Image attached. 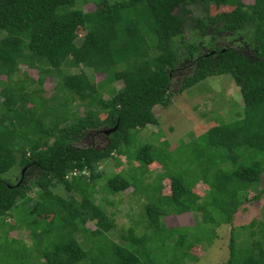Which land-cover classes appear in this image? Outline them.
<instances>
[{
  "label": "trees",
  "instance_id": "16d2710c",
  "mask_svg": "<svg viewBox=\"0 0 264 264\" xmlns=\"http://www.w3.org/2000/svg\"><path fill=\"white\" fill-rule=\"evenodd\" d=\"M217 33L241 43L211 48ZM191 60L196 65L177 94L227 74L242 110L189 145L198 175L189 183L165 159L159 163V146L140 145L134 157L129 150L142 130L157 124L154 107L169 104L171 78ZM20 66L37 78L20 74ZM46 81H53L48 99L39 94ZM0 99V264H144L146 235L129 227L118 241L108 238L115 227L106 210L110 198L131 188L146 199V232L181 248L187 227L163 220L196 215L231 226L223 264H264V216L242 226L249 234L241 248L232 227L244 203L264 193L247 196L264 173V0H0ZM75 101L82 116L71 111ZM115 126L104 148L76 146L90 130ZM108 159L119 170L103 185ZM151 166L164 175L146 182ZM32 171L35 177L27 178ZM138 180L153 187L152 198L139 191ZM199 184L202 196L195 192ZM21 228L29 244L9 235ZM190 249L192 243L181 264L197 260Z\"/></svg>",
  "mask_w": 264,
  "mask_h": 264
},
{
  "label": "rangeland",
  "instance_id": "374dc122",
  "mask_svg": "<svg viewBox=\"0 0 264 264\" xmlns=\"http://www.w3.org/2000/svg\"><path fill=\"white\" fill-rule=\"evenodd\" d=\"M89 8L91 6L84 7V10H88ZM227 36H229L227 33H217L214 36L215 39H212L213 43L211 47L225 45ZM188 67L187 64H184V69L182 68L178 74H175L171 78L169 88L174 93L170 96L169 104L166 107H154L153 113L157 119V124L155 126H148L142 130L132 145H135V147L129 151L132 153L130 157H134V152L140 145L153 144L159 146L157 148L159 163L160 160L163 161L165 159L174 172L181 173L184 179L191 183L198 175L197 171L195 172L193 168V163H191L188 153L191 150L189 145L196 142L198 137L204 134L210 126L227 122L234 113H241L242 100L238 88L234 85L231 76L227 74L208 77L193 87L177 94L175 90L181 85L182 78L191 73ZM19 68L20 74L25 72L31 79L35 80L37 78L34 70H28L24 66H20ZM72 72L75 73L78 70H72ZM84 72L88 76L90 75L89 71L84 70ZM3 78L1 77V79ZM96 78L99 79L101 77L97 76ZM33 88H36L35 85H33ZM42 90L39 93L41 97L44 99L50 98L54 92L53 81H46L42 86ZM104 97L106 98L107 94H104ZM71 107V111L77 116L84 114L83 109L79 105L77 107V101ZM39 110L41 111L42 109L39 107ZM99 130H90L76 146L104 148L107 143L106 136L102 132H99ZM164 141L168 145V151L165 150V144H161ZM121 159L124 160V158ZM133 165L136 166L137 163L133 162ZM117 166L118 163L111 159H108L101 165L104 173H102L99 180L100 184L105 185L108 179L118 172ZM157 168L155 166L149 167L151 173H149L146 182H152L153 177L159 171H161L160 177L164 175L162 169H159L158 166ZM35 175L36 172L32 171L27 178L33 179ZM167 184L164 192H168L169 183ZM138 186L141 193L147 194L149 198L154 196L155 192L151 185L146 186L141 180H138ZM200 186L201 184L196 187L195 192L202 196L204 192ZM131 189L115 194L110 198L113 205L106 207V210L114 219L115 227L109 232L108 238L118 241L117 239L123 230L129 227L135 228L136 231L133 230V232L137 236L146 235L143 238H145V243L148 247L145 250L149 254L144 256V258L140 257L143 262L157 260L162 264H167L168 262L181 264L183 263L185 247L188 243H192L193 249H190V251L195 254L197 260L191 261L189 258H184V264H223L227 260L229 230L231 229L229 224H221L216 227L209 222L203 223V220L201 222L198 216L195 215L193 217L192 214L166 217L163 221L167 227H187L184 228L187 231L186 244H183L181 248H175V241H172V239L164 240L163 235H160L158 232L154 230L146 232L143 228L145 219L142 215V206L146 199L142 195L133 193ZM259 190H264V173L261 176L260 184L248 192V198H252ZM30 196H33V193ZM104 196L103 192L98 193L99 198L103 199ZM259 196L258 200L248 199L235 216H233L232 227L234 228V237L239 248L247 243L249 234V231L242 229V226H248L252 219L260 220L261 215L264 216V193H261ZM32 205L33 201L25 205V210H29ZM20 211L24 210H18L17 214ZM209 213H213L212 210H208L206 214ZM6 221L15 223L16 218L9 217ZM9 235L13 239H23L29 244L27 229L25 228L12 231ZM8 257L7 255L5 260L9 259Z\"/></svg>",
  "mask_w": 264,
  "mask_h": 264
},
{
  "label": "flooded vegetation",
  "instance_id": "af4514ba",
  "mask_svg": "<svg viewBox=\"0 0 264 264\" xmlns=\"http://www.w3.org/2000/svg\"><path fill=\"white\" fill-rule=\"evenodd\" d=\"M230 36V35H229ZM227 38H228V36H227ZM226 38V39H227ZM217 40H218V38H217ZM237 42V43H236ZM238 42H240L241 43V41H240V39L238 38V39H236V38H232L231 40H226V42H225V45L224 46H231V45H233V44H238ZM243 44V43H242ZM213 47H220V45L219 46H213ZM212 48V47H211ZM247 48V47H246ZM246 48L244 47V52H245V54L247 53V50H246ZM206 51H212V53L214 52L213 50H206ZM189 67V70H192V67L193 66H195L196 64H195V62H194V60H191L189 63H186Z\"/></svg>",
  "mask_w": 264,
  "mask_h": 264
},
{
  "label": "water",
  "instance_id": "95a60500",
  "mask_svg": "<svg viewBox=\"0 0 264 264\" xmlns=\"http://www.w3.org/2000/svg\"><path fill=\"white\" fill-rule=\"evenodd\" d=\"M210 53H212V52H210ZM115 128H116V126L114 128H112V129H109V130H106V129L105 130H102V133L106 136L109 133L113 132L115 130Z\"/></svg>",
  "mask_w": 264,
  "mask_h": 264
},
{
  "label": "clouds",
  "instance_id": "9594fccd",
  "mask_svg": "<svg viewBox=\"0 0 264 264\" xmlns=\"http://www.w3.org/2000/svg\"><path fill=\"white\" fill-rule=\"evenodd\" d=\"M207 52H208L209 54H211L210 52H212V51H210V52H209V51H207ZM177 89H178V88H177ZM82 173H83V172H82Z\"/></svg>",
  "mask_w": 264,
  "mask_h": 264
},
{
  "label": "built area",
  "instance_id": "2783aa9c",
  "mask_svg": "<svg viewBox=\"0 0 264 264\" xmlns=\"http://www.w3.org/2000/svg\"><path fill=\"white\" fill-rule=\"evenodd\" d=\"M72 174H75L74 172Z\"/></svg>",
  "mask_w": 264,
  "mask_h": 264
}]
</instances>
